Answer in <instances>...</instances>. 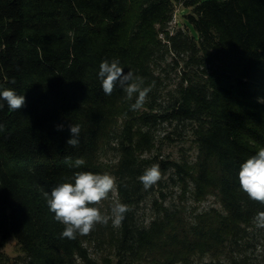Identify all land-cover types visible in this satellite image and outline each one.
I'll return each instance as SVG.
<instances>
[{
    "label": "trees",
    "instance_id": "trees-1",
    "mask_svg": "<svg viewBox=\"0 0 264 264\" xmlns=\"http://www.w3.org/2000/svg\"><path fill=\"white\" fill-rule=\"evenodd\" d=\"M176 3L188 11L170 30ZM105 59L155 82L140 109L119 86L104 93ZM4 88L26 103L0 108V246L14 239L23 264H264L255 223L264 204L238 178L264 148V0H0ZM72 123L81 126L75 148ZM158 126L170 141L189 133L194 159L159 158ZM107 148L114 163L102 160ZM153 164L164 180L146 190L139 177ZM78 171L113 175L130 211L119 226L62 238L43 194ZM163 183L178 186V201H166ZM148 195L152 214L139 224L135 208ZM208 196L219 206L199 209ZM93 239L109 254L90 256Z\"/></svg>",
    "mask_w": 264,
    "mask_h": 264
},
{
    "label": "clouds",
    "instance_id": "clouds-1",
    "mask_svg": "<svg viewBox=\"0 0 264 264\" xmlns=\"http://www.w3.org/2000/svg\"><path fill=\"white\" fill-rule=\"evenodd\" d=\"M98 77L106 95H111L114 89L119 86L131 99L135 95V102L130 105L131 110L140 109L148 94L155 86L153 82L144 86V79L134 75L133 72H125L120 66L118 59L111 61L105 59L99 65ZM11 83H15L13 79ZM26 98L18 95L12 88L0 90V108L5 104L12 111H18L25 106ZM0 124V130H3ZM57 130H63V125H58ZM69 131L71 138L67 145L77 147L80 142L81 126L70 124ZM66 162L70 157H66ZM85 164L83 158H77L74 166L79 168ZM162 177L159 164H153L139 177L143 187L147 190L155 185ZM240 188L247 194L249 199L264 204V148L248 158L240 165L238 173ZM72 181L62 182L54 187L50 194L43 195L49 210L55 214V219L64 225L61 233L62 238L75 239L77 234L88 235L97 224L107 225L112 219L114 226H119L130 211L128 205L116 203L112 208V216L104 215L96 206L108 199L109 194L117 188L116 178L105 172L103 174L90 171L75 172ZM255 223L258 228H264V211L257 213Z\"/></svg>",
    "mask_w": 264,
    "mask_h": 264
},
{
    "label": "rangeland",
    "instance_id": "rangeland-1",
    "mask_svg": "<svg viewBox=\"0 0 264 264\" xmlns=\"http://www.w3.org/2000/svg\"><path fill=\"white\" fill-rule=\"evenodd\" d=\"M188 11V9H183V6L179 3H176L174 6L173 16L171 21L169 22V29L174 30L177 28L183 20L182 13ZM174 77V75H171ZM156 135V148L153 149L154 153H159V158H173L178 159L181 155L188 156L189 159H194L195 155V144L191 140L189 133L184 136L183 139H179L176 136L177 140H169L164 135L167 132V129L164 126H158L155 130ZM174 135V134H173ZM182 137V136H181ZM148 152L143 153L142 156H147ZM102 160L104 163H114L117 160L118 153L114 148L103 149ZM167 176V174H166ZM164 180V177H161ZM163 190L167 196L166 201H178V193L179 188L176 184H164ZM150 198L151 196H147L143 199L139 205L135 208V217L139 224L147 223L151 216V208H150ZM117 203V192L116 189L109 194L108 199L102 201L99 205H96L102 214L112 216V208ZM189 205H193V202L189 200L187 202ZM214 204L215 206H219L218 203L214 202L213 196H208L204 199L199 205V209L207 208L209 205ZM112 222V219H109ZM113 223V222H112ZM87 246L88 252L90 256L95 258H101L105 255L109 254V247L107 244L103 242H97L96 240H89L85 243ZM0 251L2 254L7 255L8 264H23V254L16 245L14 239L9 240L3 246H0ZM259 251V248H258ZM210 255H205L202 259L208 260Z\"/></svg>",
    "mask_w": 264,
    "mask_h": 264
}]
</instances>
